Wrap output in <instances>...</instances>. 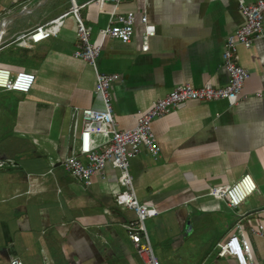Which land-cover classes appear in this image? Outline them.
I'll list each match as a JSON object with an SVG mask.
<instances>
[{
	"label": "crops",
	"instance_id": "0c3cea01",
	"mask_svg": "<svg viewBox=\"0 0 264 264\" xmlns=\"http://www.w3.org/2000/svg\"><path fill=\"white\" fill-rule=\"evenodd\" d=\"M70 2L0 0V64L36 76L27 94L0 89V126H10L11 142L0 147V264L12 255L24 264H144L125 228L135 213L114 201L116 169L107 165L89 185L73 181L61 166L49 169L50 154L77 147L81 119L72 126V108L103 106L93 91L95 72L73 55L79 40L72 15L57 36L25 45L16 38ZM112 6L100 0L79 9L92 43ZM117 10L134 12L132 39L107 38L96 66L119 75L109 88L119 128L134 125L139 112L177 83L227 81L223 40L244 24L237 0H121ZM141 13L154 35L143 33ZM235 60L249 72L235 105L224 98L182 102L151 122L157 154L144 149L129 158L138 200L158 209L144 222L158 264H238L229 254L219 256L217 245L237 223L250 263L264 264V234L252 233L258 221L264 225V39L239 46ZM244 173L256 190L236 214L209 191Z\"/></svg>",
	"mask_w": 264,
	"mask_h": 264
},
{
	"label": "built area",
	"instance_id": "2783aa9c",
	"mask_svg": "<svg viewBox=\"0 0 264 264\" xmlns=\"http://www.w3.org/2000/svg\"><path fill=\"white\" fill-rule=\"evenodd\" d=\"M88 0L81 4L71 0L65 11L54 16L46 23L30 29L17 36L18 44L25 45L31 41H39L50 36H57L64 24L67 15H72L75 21L74 32L79 43L73 49V55L82 59L95 72L94 94L103 104L102 108L74 106L71 110L72 126L80 116L81 123L76 140L77 147L72 153L61 156L57 153L50 154L49 169L61 166L66 174L78 183L89 185L94 175L100 174L107 165L116 169L118 190L114 192L115 202L135 213V220H128L126 233L133 245L136 246L138 255L144 264H158L152 245L150 244L145 227V220L158 213L151 204H144L138 200L133 186L132 175L129 173L128 162L130 157L140 154L144 149L150 154L158 152L156 139L151 129L153 119L168 113L180 103L189 100L214 101L224 98L230 106L238 102L239 95L245 80L249 76L248 70L235 60V53L239 46L248 48L256 39H264V0L244 2L237 0V5L244 17V24L229 32L222 44L221 63L227 71L228 78L223 85L214 86L204 83L193 86L190 83H177L164 96L155 99L146 110L139 112L134 125L128 128H119L113 115V106L109 96L111 84L119 77L116 72H101L96 66V59L100 54L103 42L107 38H117L130 42L134 33L135 15L132 11L120 13L117 10L121 0H109L113 3L109 23L100 32V39L92 43L91 27L83 22L79 9L85 6ZM24 8V5L22 6ZM139 21L142 23L143 33L146 36L154 35V25L148 22L145 13H141ZM32 71L10 69L0 64V89L18 91L27 94L35 81ZM5 162L0 158V165ZM256 190V182L249 173L242 174L237 180L229 184L212 187L209 194L216 199H222L225 204L240 213V206L246 198ZM255 235L264 234V225L258 221L252 228ZM218 255L229 254L238 264H252L248 254L250 246L248 240L242 235L241 225L236 224V229L227 238L217 244ZM9 264H24L23 260L12 255Z\"/></svg>",
	"mask_w": 264,
	"mask_h": 264
},
{
	"label": "rangeland",
	"instance_id": "374dc122",
	"mask_svg": "<svg viewBox=\"0 0 264 264\" xmlns=\"http://www.w3.org/2000/svg\"><path fill=\"white\" fill-rule=\"evenodd\" d=\"M11 72H14V71H11ZM9 93L13 96L22 95V93L18 91H9ZM9 127L4 126V125L0 126V147H7L11 143L10 138L8 136L10 133Z\"/></svg>",
	"mask_w": 264,
	"mask_h": 264
}]
</instances>
